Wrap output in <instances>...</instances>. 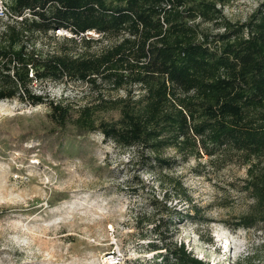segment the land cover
<instances>
[{"label": "trees", "instance_id": "obj_1", "mask_svg": "<svg viewBox=\"0 0 264 264\" xmlns=\"http://www.w3.org/2000/svg\"><path fill=\"white\" fill-rule=\"evenodd\" d=\"M5 1L20 18L0 28V100L47 103L55 129L99 132L131 151L130 161L149 153L167 162V148L183 157L229 149L246 165L242 190L251 199L229 226L264 231V0L243 21L224 14L232 0ZM70 25L76 34L98 35L80 36L75 56H42L35 48L33 34ZM63 77L87 83L95 96L76 105L32 90L33 81ZM117 91L123 95L106 94ZM112 112L116 118L105 117ZM167 201L157 198L153 213L135 216L158 237L148 241L155 254L146 264H207L183 242L161 237V221L167 233L174 217L180 222L197 211Z\"/></svg>", "mask_w": 264, "mask_h": 264}, {"label": "rangeland", "instance_id": "obj_2", "mask_svg": "<svg viewBox=\"0 0 264 264\" xmlns=\"http://www.w3.org/2000/svg\"><path fill=\"white\" fill-rule=\"evenodd\" d=\"M261 1L232 0L223 12L243 21ZM0 5L2 29L20 17L9 13L5 0ZM97 35L92 30L76 34L70 25L37 32L33 40L42 56H75L83 49L80 36ZM32 90L76 105L95 96L87 83L69 77L33 81ZM106 94L122 96L123 91ZM48 110L47 103L0 100V264L150 263L155 251L148 241L158 237L135 216L153 213L152 202L162 197L170 207L198 211L180 222L174 217L167 233L161 221L164 241L183 242L207 264H264V231L229 226L251 204L242 190L246 165L235 153L183 157L167 148L161 151L167 162L154 161L149 153L130 161L131 151L99 132L77 136L72 128L55 129ZM110 115L117 117L116 112L105 117Z\"/></svg>", "mask_w": 264, "mask_h": 264}, {"label": "built area", "instance_id": "obj_3", "mask_svg": "<svg viewBox=\"0 0 264 264\" xmlns=\"http://www.w3.org/2000/svg\"><path fill=\"white\" fill-rule=\"evenodd\" d=\"M0 14L2 15V14H4V10H3V8H2V6L0 5ZM112 261H110V263H111ZM112 264V263H111Z\"/></svg>", "mask_w": 264, "mask_h": 264}, {"label": "bare ground", "instance_id": "obj_4", "mask_svg": "<svg viewBox=\"0 0 264 264\" xmlns=\"http://www.w3.org/2000/svg\"><path fill=\"white\" fill-rule=\"evenodd\" d=\"M231 249V248H230ZM232 250V249H231ZM108 259V257H106V260ZM109 259H110V257H109Z\"/></svg>", "mask_w": 264, "mask_h": 264}]
</instances>
